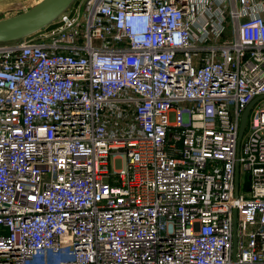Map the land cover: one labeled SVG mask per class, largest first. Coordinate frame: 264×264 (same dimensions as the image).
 <instances>
[{
	"label": "built area",
	"instance_id": "obj_1",
	"mask_svg": "<svg viewBox=\"0 0 264 264\" xmlns=\"http://www.w3.org/2000/svg\"><path fill=\"white\" fill-rule=\"evenodd\" d=\"M0 264H264V0H75L0 43Z\"/></svg>",
	"mask_w": 264,
	"mask_h": 264
},
{
	"label": "water",
	"instance_id": "obj_2",
	"mask_svg": "<svg viewBox=\"0 0 264 264\" xmlns=\"http://www.w3.org/2000/svg\"><path fill=\"white\" fill-rule=\"evenodd\" d=\"M75 0H43L30 11L0 21V43L14 42L48 27ZM248 108L242 115L239 139L247 119Z\"/></svg>",
	"mask_w": 264,
	"mask_h": 264
},
{
	"label": "rangeland",
	"instance_id": "obj_3",
	"mask_svg": "<svg viewBox=\"0 0 264 264\" xmlns=\"http://www.w3.org/2000/svg\"><path fill=\"white\" fill-rule=\"evenodd\" d=\"M41 1L43 0H0V21L30 11L33 6ZM244 180L246 185L243 186ZM239 182L241 183V188L243 186L241 192H246L245 189L249 188L248 178L241 175Z\"/></svg>",
	"mask_w": 264,
	"mask_h": 264
}]
</instances>
